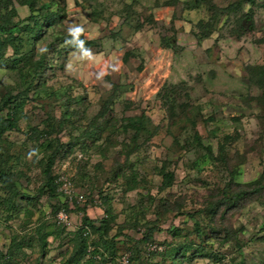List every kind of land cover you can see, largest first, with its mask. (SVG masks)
<instances>
[{
  "label": "rangeland",
  "instance_id": "rangeland-1",
  "mask_svg": "<svg viewBox=\"0 0 264 264\" xmlns=\"http://www.w3.org/2000/svg\"><path fill=\"white\" fill-rule=\"evenodd\" d=\"M54 1L37 26L10 1L31 29L0 33V264H264V199L216 205L264 170V0ZM50 154L70 201L38 190Z\"/></svg>",
  "mask_w": 264,
  "mask_h": 264
},
{
  "label": "trees",
  "instance_id": "trees-1",
  "mask_svg": "<svg viewBox=\"0 0 264 264\" xmlns=\"http://www.w3.org/2000/svg\"><path fill=\"white\" fill-rule=\"evenodd\" d=\"M12 1V0H10ZM9 0H0V10H4L5 12L0 13V33L5 32L8 35L11 34H15L14 37H12L11 40L16 39V34L18 32H23V31H27L30 30L31 28L28 26V28L26 26L22 27V28H17L18 24L14 21H12V18H14V16H16L15 13V8L14 6H10L7 7L6 4H10ZM39 0H17V4L20 6H26L29 14L27 15L26 20L32 21L34 25H39L42 24L48 17H50L52 14L57 15L58 18L62 17V11L60 9V7L56 6V2L53 0H51V2H41L38 6L39 11V15L33 14L34 9L36 8L35 5L38 3ZM55 4V9L52 11L50 10V6L52 4ZM37 10V9H36ZM18 31V32H17ZM38 33V32H36ZM7 40V39H6ZM76 41L78 42L77 48L78 49H84L89 41L84 40L81 36H77ZM44 54H42V56L37 59L36 63L34 64L33 68H37L39 65H41L42 61L44 60ZM35 70V69H34ZM34 77V74L32 75ZM32 81V80H31ZM8 99H10V97H3V99L1 100L0 103V109L3 107H6L7 110L4 113V117H0V134L2 132H4L5 130L14 127L15 122H14V117L13 116V107L11 108L7 102ZM9 107V108H8ZM143 115L137 116V117H133L130 119L129 122V126L133 127L135 130L139 129V126L141 124V121L143 119L142 117ZM126 125H122V127H126ZM53 154H50L44 163V167L42 169V173L44 176V181L42 182L40 188L38 189L39 192H43L45 193L47 196H52L54 193H59L57 191V184L55 183V179H53L52 175H51V166H52V162H53ZM162 171L161 174V180L164 184L168 183L171 179V173L170 172H164V169H160ZM0 182L1 184L5 185L7 188H9L11 191H15L14 187H13V182L9 181L8 177L6 176V174H4V172L0 169ZM227 188L228 190H222L220 192V196L218 197L220 200H217V204H223V203H229L230 206H233L235 208H239L241 206H243L244 204H246L247 202H250L256 198H262L264 199V170L260 173L259 177L251 182L250 184H246V185H235L232 186V182L229 181V183L227 184ZM227 194V195H226ZM209 205H211V202H208ZM64 207L66 209V207L62 204L60 205L56 210H58L59 208ZM227 207L228 204H227ZM78 210H81V212H84V208H78ZM82 223L84 225L87 226H91L93 223L92 219H89L86 215L82 216ZM106 220H100L98 225L95 227V230L97 232V234H99L100 232L102 233L103 231H105L106 227ZM143 239H148L149 236L148 234L144 233L143 234ZM81 243L82 246L80 245L78 251H77V256L78 259L79 257H81L82 252L85 246V241L83 238H81ZM87 250H89V246L87 245ZM90 253V254H89ZM87 254L90 256L91 254H97L94 250H89L87 251ZM91 255V256H92ZM88 257L85 261H88V259H90L92 262L95 261L94 259H92V257ZM72 260V259H71ZM74 262H77V259L74 258L73 259ZM100 260H104L102 259V257L100 256ZM96 264V262H94Z\"/></svg>",
  "mask_w": 264,
  "mask_h": 264
},
{
  "label": "built area",
  "instance_id": "built-area-1",
  "mask_svg": "<svg viewBox=\"0 0 264 264\" xmlns=\"http://www.w3.org/2000/svg\"><path fill=\"white\" fill-rule=\"evenodd\" d=\"M55 183L60 184V190H58V192L67 200L70 201V199L73 198V191L72 189H70V184L69 182L62 176H58L55 179ZM79 201H83L81 200L80 197H78ZM68 218V214H67V209H65L64 207L59 208L53 216V220L55 222V224L57 225H64L67 221ZM150 250H160V247H156V246H150L149 247V251ZM92 259L95 260L96 264H107V259L104 260H100V256L95 254L91 256ZM115 260V264H129V259L128 256L126 254H122L119 255L117 258L114 259Z\"/></svg>",
  "mask_w": 264,
  "mask_h": 264
}]
</instances>
